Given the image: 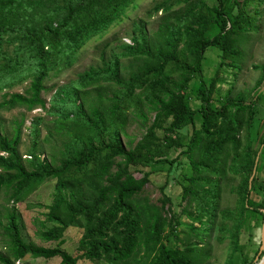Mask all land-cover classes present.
Segmentation results:
<instances>
[{"label": "trees", "instance_id": "16d2710c", "mask_svg": "<svg viewBox=\"0 0 264 264\" xmlns=\"http://www.w3.org/2000/svg\"><path fill=\"white\" fill-rule=\"evenodd\" d=\"M137 2L0 0V92L27 82L23 92L1 95L0 110L22 107L50 114L52 126L43 141L54 136L62 146L52 153V158L60 156L55 165L37 151L40 117L30 123L33 142L26 157L19 150L24 119L15 121L11 138L0 133V193L13 204L3 214L7 254H0V264H15L26 255L58 257L61 264H82L79 260L189 264L193 242L182 244L181 249L167 244L165 232L168 229L175 238L177 224L175 216L167 218L163 213L168 199L163 197L159 205L140 199L153 173L141 167L171 164L168 156L173 149H180L191 169L184 177L182 198L193 203L195 216L182 212L195 223L205 217L212 225L222 181L229 175L238 177V184L231 188L236 206L219 210V230L222 239L228 234L230 246L225 264H233L236 255L240 264H256L262 257L258 249L247 246L262 224L264 91L257 93L264 83V65L247 97L241 93L231 97L228 90L223 97L212 98L222 67L240 69L235 37L248 30L252 13L259 15L255 4L248 10L253 0H175L183 4L177 11L170 0L161 2L154 11L168 15L154 40L148 39L144 23L138 21L129 43H120L118 52L106 58L102 51L100 66L80 73L71 85L57 87L48 102L43 97L47 82L70 67L88 43L102 41ZM209 48L219 52L220 61L206 79L204 60ZM121 59L139 60L141 65L122 79ZM112 83L119 89L107 96L106 88ZM144 108L153 114L152 121L134 146L127 147L122 136L129 116L146 120ZM50 180H54V194L45 221L55 226L41 231L39 238L57 245L27 244L21 238L14 205ZM71 227L82 231L77 256L60 248L65 230ZM242 237L245 240L240 243Z\"/></svg>", "mask_w": 264, "mask_h": 264}, {"label": "rangeland", "instance_id": "374dc122", "mask_svg": "<svg viewBox=\"0 0 264 264\" xmlns=\"http://www.w3.org/2000/svg\"><path fill=\"white\" fill-rule=\"evenodd\" d=\"M170 1L174 4V11H177L183 6V4H175V0ZM253 1L254 2L248 7V10L252 11V6L255 4L254 6H256L259 15L252 13L253 21L250 26H248V30L235 37L237 41L236 48L239 51L236 63L240 66V69L238 66L232 68L224 65L222 67V71L218 74L220 82L216 84V92L212 96L213 99L223 97L228 90L230 91L231 97L240 93L247 97L260 78V66L264 65V0H262V2ZM161 2H167V0H138L136 8L128 9L125 12L126 16L108 29L102 41L98 40L88 43L70 67L63 68L55 77H52L47 82L46 87L48 89L43 93L46 102L49 101L57 87L71 85V83L77 80L80 73L87 71L90 67L100 66V55L102 51H104L106 58H108L111 52H118L120 50L117 47L120 43H129L130 37L133 35L134 24L138 21L144 23L148 39L154 40L157 35L156 32H158L159 27L168 15L161 10L157 12L154 11L155 6ZM205 56L203 76L208 79L215 73L216 65L220 61V57L219 52L215 48L206 50ZM229 61L227 60V63ZM140 65L141 61L139 60L121 59L120 77L122 79L128 78V76L136 71L137 67ZM255 65L258 66V69L253 67ZM26 87L27 82H23L15 85L9 90L5 89L0 92V100L1 95L5 93V91L20 93L23 92ZM118 89L119 87L115 86V84H109L108 88H106L107 96H111ZM191 104L195 106L193 101H191ZM262 106L264 107V104ZM144 113L146 115V120L134 115L129 116L122 136V140L127 147L134 146L144 134L146 127L152 121L153 114L146 110V108H144ZM37 117H40L42 120L39 126L40 135L38 138L37 151L43 152L44 156L50 160V158H52V153L62 148V146L61 142L54 136L50 138L48 142L43 141L52 126L53 119V116L44 113L43 110L35 109L27 111L22 107H16L10 111L0 110V133L7 138H11L15 129V121L24 119L21 126V143L19 150L21 154L24 155L23 157H26L33 142V137L29 132L30 123L32 119ZM187 129V134H189L191 130L189 127ZM241 140L244 142V132L241 134ZM260 151L261 150L258 151V155ZM179 152L180 149H173L170 152L168 159L173 161L171 164H158L155 167L147 168L141 167V170H152L153 173L149 177V183L146 184L140 194V199L145 198L149 204L153 205H159L163 197L168 199L163 213L167 218L175 216L173 220H175L177 224L174 232V235H176L175 238L171 237L168 229L166 230L165 235L168 237L167 244L169 246H175L176 244V246L181 249L182 244L193 242L194 251L190 255L189 264H225L230 256V246L228 234L222 239V233L219 230V225L221 223L219 210L233 209L236 206L235 202L237 198L231 191V188H234L238 184L239 178L229 175L227 179L222 181L219 210L216 212L213 224L208 225L205 217H203L201 223H195V221H193L195 206L193 203L188 204V202L182 198V186L186 183L184 177L191 174V169L188 165V160L184 155L179 154ZM59 157V154H56L52 158V163L54 165L58 163ZM135 169L139 168H130L132 171ZM53 194L54 180H50L42 184L24 201L14 205L16 213L18 214L21 238L25 243L43 247H55L57 245V242H46L39 238V233L41 231L55 226V224L45 221V213L48 212L47 207L52 203ZM252 197L257 198L254 195H252ZM12 206V202H7V195L0 193V254L4 255L7 254V251L5 248L6 240L3 229L5 220L3 214L5 209H11ZM182 210L190 212L193 217H189L186 213H183ZM175 221H173V223ZM226 224L230 225L231 223L226 222ZM191 227L195 228V230H190ZM81 233L82 231L78 228L71 227L66 229L63 234L64 243L60 248L72 256L79 255L77 246ZM197 233L199 235H197ZM256 233V238L253 239V242H250V245L247 247L258 249L259 253V246L257 244L259 243L258 236L260 237V230ZM244 240L245 237L240 238V243H243ZM206 244H208V247ZM249 250L252 253V250ZM250 256H252V254H250ZM256 259L257 257L254 259V262ZM79 263L95 264L86 260H79ZM232 263L240 264V257L236 255L232 258ZM15 264H61V262L58 257L42 259L32 258L26 255L23 259L15 262ZM96 264L103 263L99 262Z\"/></svg>", "mask_w": 264, "mask_h": 264}, {"label": "water", "instance_id": "95a60500", "mask_svg": "<svg viewBox=\"0 0 264 264\" xmlns=\"http://www.w3.org/2000/svg\"><path fill=\"white\" fill-rule=\"evenodd\" d=\"M263 91H264V83L261 86V88L259 89L257 95L260 94ZM257 95L254 97V100L256 99ZM257 161H258V155H257V157L255 159V164H254V168H253L251 177L249 179V184L251 183V181L253 179V176L255 174ZM263 187H264V180H263ZM261 213H262V224H261V229H260V237H259L260 245H259V253L258 254L262 253V257L256 262V264H264V191H263V206H262V209H261Z\"/></svg>", "mask_w": 264, "mask_h": 264}]
</instances>
